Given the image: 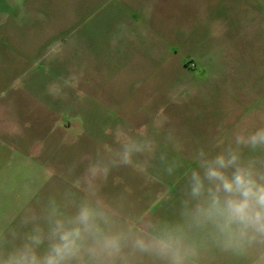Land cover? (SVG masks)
Masks as SVG:
<instances>
[{
	"label": "crops",
	"instance_id": "obj_1",
	"mask_svg": "<svg viewBox=\"0 0 264 264\" xmlns=\"http://www.w3.org/2000/svg\"><path fill=\"white\" fill-rule=\"evenodd\" d=\"M46 1L49 0H0V157L9 167L14 159L20 162L42 160L43 165L47 162L49 169H45L63 182L61 187L82 192L84 198L94 194L95 198L103 200L115 213V227L130 235L140 234L146 221L152 222L157 230L165 226H185L194 249L187 264H264V243L252 244L241 251H224L215 243L210 227L187 230L186 218L182 215L183 201L187 199V177L200 151L214 155L228 144L235 146L233 138L221 136L224 130L231 129L232 121L226 114L221 115L217 107L220 106L221 83L232 91V85L227 84L228 76L221 68L228 63L218 58L221 48L226 50L233 46L234 24L227 19L231 17V6L226 4L221 12L222 0H208L215 33L213 63L219 71L213 75L212 119L203 128L211 126L213 136L184 132L189 126L184 121H144L134 128L136 130H126L142 149L132 154L130 163L124 164L121 145L111 135V130L121 124L99 120L62 124L55 119V114H60L55 110L60 106L51 99L55 92L28 90L24 86L23 80L26 85L30 80L25 67L29 65V57L28 52L23 51L24 42L46 48L50 44L30 41L28 34L65 31L70 34L69 48H133L135 42H140L143 48L174 49L182 47L186 39L182 34L189 32L185 19L188 2L193 0H68L69 23L68 28L62 30L55 26V20H50L58 13H50L51 7ZM54 1L59 3L56 7H60L61 0ZM39 13L42 14L37 16ZM30 14L41 17L42 22L47 21L51 26L23 24L24 16ZM77 33L84 34L80 37L83 44H77ZM220 33L228 34V44H221ZM13 50L18 51L13 54ZM251 81L256 84V92L246 90L245 102L258 96L263 105L264 75L254 76ZM261 126H264V105L261 122L246 130L251 132ZM242 153L245 158H264V149H243ZM90 167L97 169V175L91 181L90 191H86L84 179ZM2 176L6 175L0 173ZM21 192H25L24 188ZM131 255L133 264H160L148 255Z\"/></svg>",
	"mask_w": 264,
	"mask_h": 264
},
{
	"label": "rangeland",
	"instance_id": "obj_2",
	"mask_svg": "<svg viewBox=\"0 0 264 264\" xmlns=\"http://www.w3.org/2000/svg\"><path fill=\"white\" fill-rule=\"evenodd\" d=\"M46 2L51 7L50 13H58L54 19L50 18L55 20V26L61 30L68 28V0H61L60 7H56L59 3L54 0ZM188 3L185 20L189 32L182 34L186 37L182 47L174 49L143 48L140 42H135L133 48H69L68 32L29 33L30 41H42L50 46L37 48L30 41L24 42L22 48L29 57V65L25 67L30 79L27 85L23 80L24 86L28 90H53L51 99L60 106L55 108L60 111L55 119L62 124L99 120L119 123L130 132L144 121L172 119L189 124L184 132L212 137V127L203 128L212 119L213 75L219 71L213 63L215 33L211 2L193 0ZM220 4L221 12L226 4L231 6V17L227 19L234 24V34L232 49L221 48L218 54L220 62L228 63L221 68L228 76L227 84L232 85V91L221 83L220 106L217 107L221 115L226 114L232 121L231 129L224 130L221 136L234 139L237 131L248 132L246 128L261 122L262 98L255 96L254 100L245 102L243 94L246 90L256 92V84L251 79L264 75V0H222ZM37 16H24L23 24L51 26ZM224 20L222 18V23ZM223 34L221 44L226 45L229 37ZM76 35L77 44H83L80 37L84 34ZM17 51L13 50V54ZM46 163L14 159L9 167L0 157V173L6 175L0 177V235L4 238L0 252L4 254L31 230V223L22 224L24 218H30L33 212H46L53 200L65 215H71L84 199L82 192L61 187L63 182L48 172ZM13 230L17 234L15 239L11 235ZM129 264H133L132 255Z\"/></svg>",
	"mask_w": 264,
	"mask_h": 264
},
{
	"label": "clouds",
	"instance_id": "obj_3",
	"mask_svg": "<svg viewBox=\"0 0 264 264\" xmlns=\"http://www.w3.org/2000/svg\"><path fill=\"white\" fill-rule=\"evenodd\" d=\"M111 135L121 145L124 164L142 149L121 125ZM234 145L214 155L200 151L187 177L182 211L187 230L210 227L224 251L264 243V158H245L242 153V149H264V126L237 131ZM96 175L97 169L90 167L84 179L86 191ZM114 216L94 194L85 197L71 215H65L53 200L46 212H33L22 220L32 228L11 251L0 252V264H129V256L135 253L160 264H187L194 254L185 226L157 230L146 221L140 234L130 235L115 227ZM11 235L17 236L14 230ZM3 243L0 235V247Z\"/></svg>",
	"mask_w": 264,
	"mask_h": 264
}]
</instances>
